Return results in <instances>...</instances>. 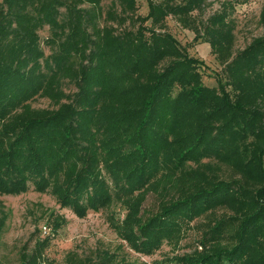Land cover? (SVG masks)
<instances>
[{
    "label": "trees",
    "instance_id": "trees-1",
    "mask_svg": "<svg viewBox=\"0 0 264 264\" xmlns=\"http://www.w3.org/2000/svg\"><path fill=\"white\" fill-rule=\"evenodd\" d=\"M147 3L0 1V194L32 185L79 217L118 204L109 222L144 256L197 235L155 264H264V6L238 49L234 0L206 19L210 0ZM169 19L210 44L217 86ZM48 244L19 264H51ZM63 264L144 263L101 249Z\"/></svg>",
    "mask_w": 264,
    "mask_h": 264
},
{
    "label": "rangeland",
    "instance_id": "rangeland-1",
    "mask_svg": "<svg viewBox=\"0 0 264 264\" xmlns=\"http://www.w3.org/2000/svg\"><path fill=\"white\" fill-rule=\"evenodd\" d=\"M1 1V0H0ZM109 0H107L108 2ZM204 18L219 11L221 5L228 0H210ZM235 12L233 18L237 23L236 47L242 49L253 37L260 35L262 29L258 26L259 14L264 6V0H234ZM139 13L147 15V0H138ZM169 30L176 37L188 53L203 60L204 82L208 86H217L216 75L221 70L211 52L209 43L194 44V34L183 29L173 19L168 20ZM42 39L49 36L45 29L41 33ZM49 54L48 47H44ZM35 107H48L46 99L37 100ZM152 204V197L145 205L148 209ZM4 213L7 224L0 239V264H19L22 250L33 251L38 242L48 241L45 258L51 264H63L70 252H77L81 256L96 255L98 250H109L118 254L119 259L130 262L155 264L165 257H172L190 251L197 235L189 233L180 248L174 249L168 244L162 246L152 256L140 255L131 250L122 241L109 222L111 215L122 219L125 210L118 204L110 209L89 211L85 217H79L68 208H61L56 198L50 193H39L31 185L29 191L20 195L0 194V215Z\"/></svg>",
    "mask_w": 264,
    "mask_h": 264
}]
</instances>
